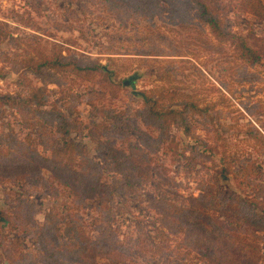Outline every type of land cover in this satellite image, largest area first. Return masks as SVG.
I'll list each match as a JSON object with an SVG mask.
<instances>
[{
	"label": "trees",
	"instance_id": "obj_1",
	"mask_svg": "<svg viewBox=\"0 0 264 264\" xmlns=\"http://www.w3.org/2000/svg\"><path fill=\"white\" fill-rule=\"evenodd\" d=\"M178 1L187 4L188 9L175 12L174 18L178 21L172 24H179L187 35L193 36V48L204 51L211 60L218 59L216 66L220 76L215 80L220 89L229 90L226 79L242 85L251 75L254 80L259 78L255 69L264 64V33L243 36L234 32L217 0ZM90 2L108 12L135 19V22L146 20L148 27L144 24L142 28L147 32H152L154 26L161 27L153 20L165 9L164 0ZM239 7L264 19V0H239ZM13 15L23 26L35 23L23 13L13 11ZM9 27L7 22L0 21V46L9 37L16 52L11 56L1 53L0 49V62L9 63L8 69L0 66V79L8 77L10 72L17 73L27 82L29 91L22 93L23 88L15 96H0V102L10 103L23 120L36 118L40 131L38 141H35L19 138L12 126L0 129V182L31 179L46 194L57 196L66 189L80 202L97 199V207L102 209L116 195L127 197L154 180L151 154L166 142L173 141V128L199 138L198 127L209 136L214 135L217 147L222 150L220 158L213 160L210 177L197 183V194L172 195L156 181L162 192L153 193L148 199L149 208L158 215L156 230L175 236L181 247L199 254L207 264L264 263L261 246L264 241V169L259 165L249 166L246 158L230 152L233 142L225 134L238 124L228 122L231 111L218 108L217 100L227 98L223 92L215 101L202 92V83L192 80L203 76L201 67L190 59H182L187 64L176 67L175 61L162 60L155 54L143 56L140 66L145 64L155 69L156 78L149 89L132 93L142 99V107L123 112L102 108L99 112L102 120L84 123L72 117V112L70 115L58 107H47L50 105L49 85L62 86L64 79L71 75L95 83L99 75L105 74L115 88L119 87L123 83L117 80L122 69L112 68L115 59L109 56L110 63L104 64L88 56L76 58L59 43L49 47L35 39H25ZM174 53L187 56L184 50ZM191 68L194 70L184 74ZM179 74L183 77L178 78ZM30 75L40 85L34 84ZM198 85L200 88H196ZM256 107H247V112L250 115L260 113L261 108ZM259 121L260 127H264V120ZM49 126L54 128L55 136L47 140L45 131ZM31 127L34 129L35 126ZM241 129L248 144L264 148V134L259 126L248 122ZM79 130L87 131L86 136L103 156L104 169L112 174L111 178H105L100 162L85 151L83 142L74 139L72 134ZM131 133L137 140L131 138ZM191 147V151H196ZM232 176L241 190L222 188V183ZM20 214L25 235L35 238L37 249L20 256H9L13 264H98L101 259L107 260L108 264H126L125 250L119 238L108 229L98 230L95 236L90 234L71 209L64 213L53 206L41 222L34 215L33 203L28 202ZM9 217L0 207V225L7 223ZM3 249L6 250V245L0 239V251Z\"/></svg>",
	"mask_w": 264,
	"mask_h": 264
},
{
	"label": "rangeland",
	"instance_id": "obj_2",
	"mask_svg": "<svg viewBox=\"0 0 264 264\" xmlns=\"http://www.w3.org/2000/svg\"><path fill=\"white\" fill-rule=\"evenodd\" d=\"M164 2V12L157 14L153 20L161 29L154 26L152 32L143 31L142 26L147 25L146 20L141 21L142 23L135 22V19L108 12L100 5L92 4L90 0H0V21L7 22L12 31H16L25 39H35V42L49 47L53 43H59L76 58L88 56L104 64L110 63L109 56L115 59L112 68L116 71L122 69L117 79L123 81L119 87L115 88V84H111L105 74L99 75L95 83L82 81L71 75L64 79L62 86L49 85L47 94L50 105L47 107H58L70 115L72 112V117H77L84 123L102 120L99 113L102 108L123 112L142 107V99L132 93L138 94L149 89L155 84L156 78L155 69L145 64L140 66L143 56L147 58L155 54L162 60L175 61L176 67L187 64L182 59H190L202 69L203 76L192 78L198 81L196 83L204 85L202 92L215 101L220 92L227 97L225 101L217 100V105L225 112L231 111L227 119L229 123L238 124L237 128L225 134V137L233 142L230 152L246 158L249 166L259 165L264 169V148L254 143L248 144L244 130L241 129L251 122L259 126L264 134V127H260L259 121L264 120V64H259L255 69L259 78L254 80L251 75L242 85L226 79L229 90L220 89L215 80L216 76H220L216 66L218 59L211 60L210 55L193 48V36L187 35L179 24H172L178 21V18H174V13L187 10L188 5L178 0ZM217 2L234 32L243 36H260L264 33V19L242 11L239 0ZM13 11L23 13L26 17L30 16L35 22L34 25H21ZM206 33L208 35V30ZM14 46L7 37L0 46L1 53L13 56L16 52ZM175 50H184L187 56L174 53ZM194 56L198 58L194 59ZM1 65L5 69L9 68L8 62H0ZM192 70L194 69L185 70L184 74ZM180 77L183 75L179 74L178 78ZM31 78L34 84L40 85L39 81L32 76ZM23 88L25 91L22 93L29 91L27 82L17 73L10 72L8 77L0 79V96H15ZM251 105L261 108V112L250 115L246 108ZM31 118L23 120L10 103L0 102V129L12 126L19 138L38 141V121ZM31 126H35L34 129ZM86 132L74 131L72 136L83 142L85 151L100 162L105 178H111L112 174L104 169L103 156L98 152L95 143L86 136ZM196 133L200 134L199 138H192L183 130L173 128V141L166 142L161 149L151 154L155 167L152 177L154 180L127 197L116 195L113 201L102 209L97 207V199L80 202L66 189H62L57 196L46 194V191L34 185L31 179L0 182V207L10 215L9 221L0 225V239L6 245V250L0 251V264H13L9 256H20L37 249L35 238L25 235L21 224L23 220L20 211L27 208L28 202L33 203L34 215L41 222L47 210L56 206L64 213L70 209L74 211L86 230L94 236L98 234V230H110L124 247L126 264H207L199 254L181 247L175 236L158 232V215L148 206L149 197L153 193L162 192L157 188L156 181L163 184L172 195H189L197 194V183L210 177L213 160H219V152L222 150L217 147L213 134L209 136L198 127ZM45 135L47 140L53 138L54 128L47 127ZM129 135L134 141L137 140L134 133ZM190 146L195 147L196 151H191ZM39 149L41 150V146ZM222 188L241 190L233 176L229 181L222 183ZM246 190L249 191L250 188ZM261 246L264 253V241ZM98 264L108 262L101 259Z\"/></svg>",
	"mask_w": 264,
	"mask_h": 264
}]
</instances>
